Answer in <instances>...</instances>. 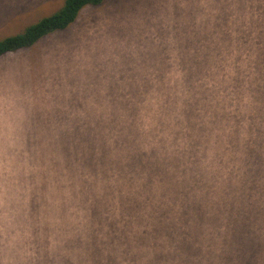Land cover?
Instances as JSON below:
<instances>
[{"label": "trees", "instance_id": "1", "mask_svg": "<svg viewBox=\"0 0 264 264\" xmlns=\"http://www.w3.org/2000/svg\"><path fill=\"white\" fill-rule=\"evenodd\" d=\"M103 1L64 0L1 39L0 57ZM230 8L190 80L146 84L145 112L23 175L1 214L0 264H264V0Z\"/></svg>", "mask_w": 264, "mask_h": 264}, {"label": "rangeland", "instance_id": "2", "mask_svg": "<svg viewBox=\"0 0 264 264\" xmlns=\"http://www.w3.org/2000/svg\"><path fill=\"white\" fill-rule=\"evenodd\" d=\"M245 1L104 0L66 29L1 56L0 220L6 197L51 149L80 143L81 133L107 128L118 115L145 112L148 83L190 80L199 53L225 38L228 9ZM63 3L0 0V40Z\"/></svg>", "mask_w": 264, "mask_h": 264}]
</instances>
